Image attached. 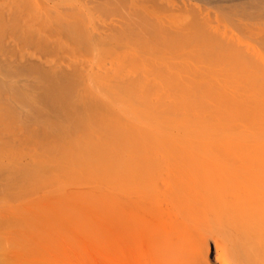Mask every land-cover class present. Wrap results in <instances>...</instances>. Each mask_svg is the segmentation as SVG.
<instances>
[{
  "label": "bare ground",
  "instance_id": "bare-ground-1",
  "mask_svg": "<svg viewBox=\"0 0 264 264\" xmlns=\"http://www.w3.org/2000/svg\"><path fill=\"white\" fill-rule=\"evenodd\" d=\"M82 183L140 264H264V0H0V264H66Z\"/></svg>",
  "mask_w": 264,
  "mask_h": 264
},
{
  "label": "rangeland",
  "instance_id": "rangeland-1",
  "mask_svg": "<svg viewBox=\"0 0 264 264\" xmlns=\"http://www.w3.org/2000/svg\"><path fill=\"white\" fill-rule=\"evenodd\" d=\"M115 106L117 108L119 107V105L116 104ZM144 122L145 121L143 118L142 120L138 121L136 125L140 127ZM84 183H87L90 187L94 186L91 183V180L89 183L88 181ZM84 185L86 184H81L82 190L84 188L87 189L88 187H84ZM90 187H88V190H86L88 197H82L86 196L84 189V195L80 197L81 199L79 198V202L77 201L80 204L76 208L78 209L77 213L79 214V216H76V219H80V222L77 220L79 225L77 228L75 227L76 229L73 228V226H69L72 227V229H68L69 235L71 236L69 239H73V242L67 241L66 243L68 252L65 263L140 264L141 260L139 261V258L141 257V253L139 252V248H137L138 244L135 243L134 240L128 239L124 230H121V232H116V229H114V222L116 220V212L114 213L113 209L114 201H111V198L108 200L109 197L107 195H104V199L102 198L104 196H99L100 194H98V196L94 195L95 198H92L93 196L89 191ZM88 191L90 192L89 195ZM205 237H207L206 242L208 243L207 246L209 247L207 259L208 261H212H210L211 264H214L215 250L213 234L206 233ZM138 252L140 253V257L138 256ZM143 262L146 264L145 261Z\"/></svg>",
  "mask_w": 264,
  "mask_h": 264
}]
</instances>
